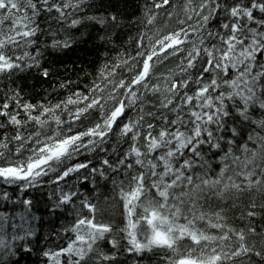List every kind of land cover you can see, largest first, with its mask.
<instances>
[{
    "label": "snow or ice",
    "instance_id": "6c2138e0",
    "mask_svg": "<svg viewBox=\"0 0 264 264\" xmlns=\"http://www.w3.org/2000/svg\"><path fill=\"white\" fill-rule=\"evenodd\" d=\"M109 3L0 0V264H264V0ZM93 32L83 87L16 84Z\"/></svg>",
    "mask_w": 264,
    "mask_h": 264
},
{
    "label": "trees",
    "instance_id": "16d2710c",
    "mask_svg": "<svg viewBox=\"0 0 264 264\" xmlns=\"http://www.w3.org/2000/svg\"><path fill=\"white\" fill-rule=\"evenodd\" d=\"M97 4H103L100 8V12H103L104 8L112 9V5L109 0H95ZM142 0H120L118 7L125 15H132L133 13L139 14V6ZM104 48L100 47V41L95 38V32L92 33V38L85 36L79 43L73 45L72 48L60 53H51L47 58V64L51 65L56 75L48 81L42 80L38 73L33 70L32 72L22 74L16 78V84H19L25 89L26 94H30L35 98H39L43 90L51 91L50 85L56 83L58 79L70 78L74 82L79 78V84L83 87L92 79L91 75L86 73H94L96 68L104 62L103 56ZM110 55H115L111 53ZM15 86V85H13ZM12 191V189H9ZM47 189L43 190H29L22 198H32L38 201L37 207L33 209L35 214L41 217V221L37 224L40 229L39 236H43L50 230L59 229L63 223L61 214H57L56 217H50L47 209L44 207V203L47 200ZM18 193L13 192V195ZM44 241H40V246L44 245ZM35 257H24L21 264H32Z\"/></svg>",
    "mask_w": 264,
    "mask_h": 264
}]
</instances>
